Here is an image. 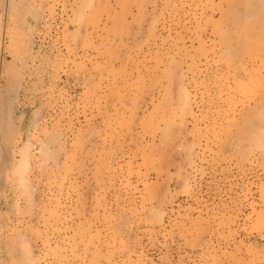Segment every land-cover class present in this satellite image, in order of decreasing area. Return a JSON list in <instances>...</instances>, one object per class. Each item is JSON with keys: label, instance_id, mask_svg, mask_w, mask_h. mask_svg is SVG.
Wrapping results in <instances>:
<instances>
[{"label": "rangeland", "instance_id": "rangeland-1", "mask_svg": "<svg viewBox=\"0 0 264 264\" xmlns=\"http://www.w3.org/2000/svg\"><path fill=\"white\" fill-rule=\"evenodd\" d=\"M0 264H264V0H0Z\"/></svg>", "mask_w": 264, "mask_h": 264}, {"label": "bare ground", "instance_id": "bare-ground-1", "mask_svg": "<svg viewBox=\"0 0 264 264\" xmlns=\"http://www.w3.org/2000/svg\"><path fill=\"white\" fill-rule=\"evenodd\" d=\"M262 1H263V0H262ZM260 4H263V3H260ZM248 5H249V4H248ZM257 5H258V4H257ZM258 6H259V5H258ZM262 6H263V5H262ZM259 9H261V10H262L263 8H260V6H259ZM259 11H260V10H259ZM261 12H262V11H261ZM258 13H259V12H258Z\"/></svg>", "mask_w": 264, "mask_h": 264}]
</instances>
